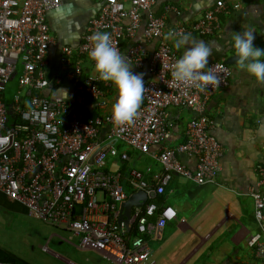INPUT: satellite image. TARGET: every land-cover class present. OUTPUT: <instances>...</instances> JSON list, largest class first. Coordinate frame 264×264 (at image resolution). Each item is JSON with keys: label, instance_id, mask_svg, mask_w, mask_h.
I'll use <instances>...</instances> for the list:
<instances>
[{"label": "built area", "instance_id": "1", "mask_svg": "<svg viewBox=\"0 0 264 264\" xmlns=\"http://www.w3.org/2000/svg\"><path fill=\"white\" fill-rule=\"evenodd\" d=\"M244 2L218 0L192 26L167 30L165 19L154 14L158 0H101L79 49L61 50L62 70L69 72L72 80L80 82L83 72L76 67L75 58L90 60L88 37L96 32L110 34L120 50V42L134 35L146 15L144 41L158 43L147 62L140 46L126 52L132 71L139 74L146 68L150 78L143 77L146 91L135 122L117 126L111 112L80 118L71 113V106L64 99L35 95V91L49 87L47 58L56 39L47 15L59 9L63 0H0V195L22 205L47 224L71 231L78 237L81 250L94 248L103 259L117 264L148 262L153 255L150 238H160L165 227L178 219V212L170 205L159 207L148 202L133 208L126 222L120 221V207L128 198L124 183L147 196L165 195L174 175L201 186L215 184L222 170L224 148L211 133L213 122L204 114L209 98L228 88L232 77L227 65L216 62L208 68L217 75L219 87L212 85L200 91L194 86L174 84L171 65L178 58L164 34L172 31L191 37H212L219 30V17L241 10ZM125 21L130 22L127 28ZM20 66V89L9 109L4 92ZM80 90L97 107L106 104V91L100 87L99 79L86 80ZM169 108H187L196 113L187 126L186 141L176 149L163 146L171 125ZM9 111L17 117L13 123ZM105 125L109 126V140L121 141L138 152L147 154L152 146H159L160 150L151 157L162 171L151 175V167L145 171L130 169L124 178L118 171H110L108 158L126 162L128 155L98 141L99 131ZM181 154L197 159L195 169L180 161ZM258 174L262 184L263 167ZM252 199L260 233L252 236L247 246L258 259L264 260V244L260 242L264 239V193L254 191ZM156 215L157 219L152 221Z\"/></svg>", "mask_w": 264, "mask_h": 264}, {"label": "crops", "instance_id": "2", "mask_svg": "<svg viewBox=\"0 0 264 264\" xmlns=\"http://www.w3.org/2000/svg\"><path fill=\"white\" fill-rule=\"evenodd\" d=\"M100 1L63 0L59 9L47 15L56 46L50 49L47 58L46 78L49 87L41 92L35 91V95L51 100L64 99L71 106V113L80 118L110 113L117 99L115 88L100 80V87L106 91V104L103 107H97L90 96L82 93L80 86L90 78H97L90 60L79 56L75 58L76 67L83 72L80 82L72 80L69 72H63L61 65V50L65 47L79 49L99 10ZM217 1L158 0L154 14L165 19L167 30L187 28L197 23ZM145 17L146 15L134 35L120 42L121 55L125 59L130 48L140 46L147 62L158 46L155 41H144ZM219 24V30L212 37L192 36L195 41L210 47L209 64H224L236 57L230 43L234 32L251 29L256 36L255 46L264 48V0H245L241 10L221 15ZM123 25L127 28L130 22L125 21ZM166 43L178 59L182 57L185 48L177 50L173 41ZM261 59L264 61V57ZM228 67L232 70L229 87L217 91L209 98L204 114L213 122L211 133L224 148L220 176L215 184L201 186L183 176L174 175L165 195L146 200V203L154 202L159 207H174L178 212V219L165 227L160 238H150L149 246L153 255L148 262L142 264H264V260L258 259L247 246L249 239L260 233L252 193H264V182L261 184L258 174V170L264 168V85L258 84L238 65ZM71 70L74 71L75 68ZM141 73L146 79L150 78L146 68L141 69ZM19 89L20 87L18 91ZM195 116V111L191 109L169 108L168 119L171 125L163 146L176 149L183 144L186 141L187 126ZM69 119L67 116L66 120ZM98 141L109 143L119 152H126L128 155L126 162L111 157L107 160L108 169L118 171L122 178L130 169L145 171L151 167V175L162 171L159 163L151 157L153 152L160 150L159 146H152L147 154L138 152L121 141L109 140L107 125L100 129ZM179 159L189 168L195 169L196 158L181 154ZM147 180H151L150 175ZM124 182L123 180L122 183ZM125 185L127 184L124 183V187ZM124 190L128 196L133 194L125 188ZM14 204L29 212L22 205L0 195V208H15ZM156 219L157 215L151 220ZM55 228L62 233L52 234L51 240L57 237L60 244L57 252L50 257L53 262L49 261V264H117L103 259L94 248L79 249L77 236L64 227ZM260 242L264 244V239Z\"/></svg>", "mask_w": 264, "mask_h": 264}, {"label": "clouds", "instance_id": "3", "mask_svg": "<svg viewBox=\"0 0 264 264\" xmlns=\"http://www.w3.org/2000/svg\"><path fill=\"white\" fill-rule=\"evenodd\" d=\"M164 40L173 41L175 49L185 48L181 58L171 65L172 82L176 85L194 86L200 91L215 85L219 79L208 68L211 49L208 45L192 39L191 34H177L169 31ZM256 36L251 29L234 32L230 43L237 57V64L258 84L264 85V48L256 47ZM88 58L94 62L97 78L110 83L117 92V99L111 108V119L117 126L132 125L139 114V108L146 91L143 73H134L128 61L112 42L108 33L96 32L88 37ZM208 68L207 71H204ZM65 97L67 98V94Z\"/></svg>", "mask_w": 264, "mask_h": 264}, {"label": "rangeland", "instance_id": "4", "mask_svg": "<svg viewBox=\"0 0 264 264\" xmlns=\"http://www.w3.org/2000/svg\"><path fill=\"white\" fill-rule=\"evenodd\" d=\"M9 82L4 92L8 108L12 105L19 88V75ZM15 208H0V250L6 251L28 264H49L51 256L56 253L60 241L52 240L53 233H62L57 228L47 224L30 212H25L20 206ZM51 240V241H50Z\"/></svg>", "mask_w": 264, "mask_h": 264}, {"label": "water", "instance_id": "5", "mask_svg": "<svg viewBox=\"0 0 264 264\" xmlns=\"http://www.w3.org/2000/svg\"><path fill=\"white\" fill-rule=\"evenodd\" d=\"M236 60H237V57H233V58L225 61L224 64L227 66H237L238 64H237ZM14 76L12 77V79L14 78ZM9 115L12 116L13 112L9 111ZM153 196L154 195L147 196L144 191H140V190L133 193V194H130L128 196L127 200L124 203H122V205L120 207L122 214H121L119 220L120 221L123 220L126 222L130 218V215H131L133 208L143 206L146 203L147 198H149V197L151 198Z\"/></svg>", "mask_w": 264, "mask_h": 264}, {"label": "trees", "instance_id": "6", "mask_svg": "<svg viewBox=\"0 0 264 264\" xmlns=\"http://www.w3.org/2000/svg\"><path fill=\"white\" fill-rule=\"evenodd\" d=\"M9 109H12V105L9 107ZM16 119H17L16 115L10 116V120L12 123L15 122ZM124 188L127 190V192L134 193V191H130L131 189L128 187V185H125ZM0 262L6 263V264H28V263L24 262L23 260L19 259L18 257L14 256V255L6 252V251H3V250H0Z\"/></svg>", "mask_w": 264, "mask_h": 264}]
</instances>
